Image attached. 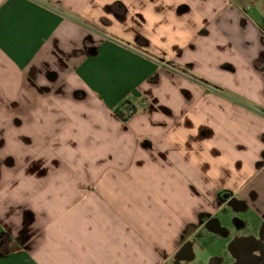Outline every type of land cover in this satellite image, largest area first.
<instances>
[{"label": "crops", "instance_id": "0c3cea01", "mask_svg": "<svg viewBox=\"0 0 264 264\" xmlns=\"http://www.w3.org/2000/svg\"><path fill=\"white\" fill-rule=\"evenodd\" d=\"M7 104L30 109L0 125V264L191 261L186 226L228 195L261 219L216 216L232 259L264 227V0H0Z\"/></svg>", "mask_w": 264, "mask_h": 264}, {"label": "rangeland", "instance_id": "374dc122", "mask_svg": "<svg viewBox=\"0 0 264 264\" xmlns=\"http://www.w3.org/2000/svg\"><path fill=\"white\" fill-rule=\"evenodd\" d=\"M29 107H27L26 111L21 112V110L15 106L12 105H5V106H0V116L1 115H6V117L8 118L7 121L1 122L2 124H0L1 126H8L9 129L11 130H16L18 131L19 127L22 125L21 122H19L21 120V116L23 115H27V113L29 114ZM18 116V117H17ZM20 116V117H19ZM26 125L29 126V123H27ZM23 126V125H22ZM2 132V131H1ZM3 132L0 133V150L2 151L1 148L6 147L8 150L11 148H15L14 146L17 144L16 143V135L12 134H8L7 135V140L4 139L2 137ZM18 142H20L19 140H17ZM24 142H28L30 140L26 141L25 139H23ZM4 142L7 143V145H4ZM2 145V146H1ZM19 150L21 148H18ZM13 150V149H12ZM24 150V149H23ZM29 150V149H28ZM27 150V151H28ZM0 151V152H1ZM19 153V152H18ZM23 155H18V157H20ZM63 157V156H62ZM5 156L2 155L0 153V166L2 165V163L5 164V166L7 168L13 166L15 162L19 165L20 161L15 158V155H10L8 156L7 160H4ZM69 158H72L71 160H73L74 163H78L79 159L75 158L73 156H64V161L68 160ZM24 159L26 160V162L28 161L25 156ZM27 164V163H26ZM11 165V166H10ZM36 166V165H35ZM73 171V170H72ZM65 172H67V169H65ZM73 173V172H71ZM0 179H4V174H2L0 172ZM232 201H233V197L231 196H221L216 198V202L214 203L215 205V209L214 211H212L211 213H200L195 221V224H191L189 223L186 226V230L184 231L183 235H182V241H187L189 240L190 242L195 241L197 242V248H196V255L193 257V259L187 260V259H183V260H179L176 257H173L170 259L169 264H208L209 262V257L210 256H224L226 257V262H229L232 260L231 258V254L229 256L228 254V249H227V244L225 242V240L227 239L226 237H221V236H215L214 235V231H212L208 226H207V221L210 218H216V216L218 215L219 219L221 220L222 226L226 227V229H233L234 231L236 230V228L234 227V221H233V217H238L239 216L241 219H244L247 221L246 223V227L245 229L249 228L250 231L254 232V233H258L259 232V223H260V218L259 215L252 213V212H243L241 211V215L240 212L238 214V212H234L233 210H235L234 206H232ZM239 207V206H238ZM229 208V209H228ZM232 209V210H231ZM221 212V213H220ZM220 213V214H218ZM199 234H197L196 230H199ZM203 230H205V232L207 234L213 235V236H208L207 238H203L200 237L198 235L203 234ZM243 232V230H242ZM196 237V238H195ZM262 238L260 237V234H257L256 237L254 238V240H261ZM229 256V258H228Z\"/></svg>", "mask_w": 264, "mask_h": 264}, {"label": "flooded vegetation", "instance_id": "af4514ba", "mask_svg": "<svg viewBox=\"0 0 264 264\" xmlns=\"http://www.w3.org/2000/svg\"><path fill=\"white\" fill-rule=\"evenodd\" d=\"M235 222L238 223L237 220H235ZM206 224L212 231L215 232L218 230L215 218H210ZM260 237L262 238L261 240L244 239L232 244L231 247L234 256L231 261H222L218 256H213L210 259L209 264H264V227L260 232ZM188 252L189 243L184 242L179 250V254L184 255Z\"/></svg>", "mask_w": 264, "mask_h": 264}, {"label": "trees", "instance_id": "16d2710c", "mask_svg": "<svg viewBox=\"0 0 264 264\" xmlns=\"http://www.w3.org/2000/svg\"><path fill=\"white\" fill-rule=\"evenodd\" d=\"M82 23V22H81ZM84 24V23H82ZM97 30V27H92ZM200 82L201 80L198 79ZM137 112V107L135 104L129 100L125 99L121 101L115 108L114 113L123 121H128Z\"/></svg>", "mask_w": 264, "mask_h": 264}]
</instances>
